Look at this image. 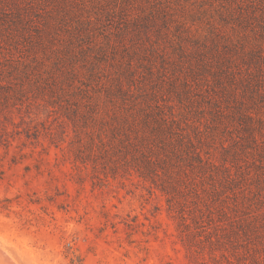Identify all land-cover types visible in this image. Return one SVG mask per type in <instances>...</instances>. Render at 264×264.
Returning <instances> with one entry per match:
<instances>
[{"label":"trees","instance_id":"trees-1","mask_svg":"<svg viewBox=\"0 0 264 264\" xmlns=\"http://www.w3.org/2000/svg\"><path fill=\"white\" fill-rule=\"evenodd\" d=\"M39 1L53 4L43 23L31 0H0V37L33 29L44 47L60 36L49 91L82 96L65 113L77 122L87 112L92 154L170 202L192 194L216 214V241H244L251 264H264V0ZM215 144L217 157L203 148Z\"/></svg>","mask_w":264,"mask_h":264},{"label":"rangeland","instance_id":"rangeland-1","mask_svg":"<svg viewBox=\"0 0 264 264\" xmlns=\"http://www.w3.org/2000/svg\"><path fill=\"white\" fill-rule=\"evenodd\" d=\"M38 3L31 0L28 11L43 23L53 4ZM1 34L6 38L0 37V249L15 264L251 261L244 241H216V234L224 233L214 228L216 214L211 220L192 194L177 196L179 204L170 202L131 167L117 168L105 155L92 154L87 112L80 111L77 122L65 113L82 96L64 99L57 89L49 91L60 36L51 43L44 39L48 44L42 47L33 29L15 40ZM95 87L90 84L91 94ZM94 90L100 95L93 97L107 100L99 85ZM218 144L203 148L217 157ZM243 159L245 170L254 175V159Z\"/></svg>","mask_w":264,"mask_h":264},{"label":"bare ground","instance_id":"bare-ground-1","mask_svg":"<svg viewBox=\"0 0 264 264\" xmlns=\"http://www.w3.org/2000/svg\"><path fill=\"white\" fill-rule=\"evenodd\" d=\"M0 264H15L6 253L0 249Z\"/></svg>","mask_w":264,"mask_h":264}]
</instances>
